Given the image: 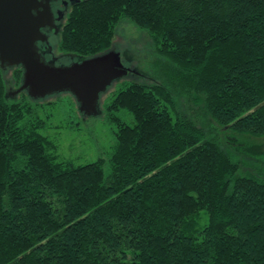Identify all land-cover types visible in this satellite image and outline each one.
Segmentation results:
<instances>
[{
    "label": "trees",
    "instance_id": "trees-1",
    "mask_svg": "<svg viewBox=\"0 0 264 264\" xmlns=\"http://www.w3.org/2000/svg\"><path fill=\"white\" fill-rule=\"evenodd\" d=\"M123 18L168 68L115 79L96 113L15 92L24 68L0 62V264H264V0H78L52 44L106 52ZM61 93L56 126L103 117L110 155L56 152Z\"/></svg>",
    "mask_w": 264,
    "mask_h": 264
},
{
    "label": "water",
    "instance_id": "water-1",
    "mask_svg": "<svg viewBox=\"0 0 264 264\" xmlns=\"http://www.w3.org/2000/svg\"><path fill=\"white\" fill-rule=\"evenodd\" d=\"M51 1L0 0L1 65L24 68L23 82L15 92L26 89L34 97H45L69 90L83 111L96 113L101 93L127 74L128 68L113 48L69 64H56V57L46 60L37 42L48 41L42 29L54 24Z\"/></svg>",
    "mask_w": 264,
    "mask_h": 264
},
{
    "label": "rangeland",
    "instance_id": "rangeland-1",
    "mask_svg": "<svg viewBox=\"0 0 264 264\" xmlns=\"http://www.w3.org/2000/svg\"><path fill=\"white\" fill-rule=\"evenodd\" d=\"M114 34L112 47L120 52L122 63L128 68L127 74L124 75L125 78L150 82L155 79L154 77H159V74L167 71L168 66L163 65L167 63L163 60L160 62L156 56L157 51L152 38L133 21L123 18L118 22ZM55 39L57 38L54 35L51 39L48 35L47 44L54 43ZM51 46L52 53L43 55L48 61L51 60L52 55L58 57L60 53L57 48L54 46L51 48ZM69 61L70 58L67 56L59 57L58 60L55 59L56 64H69ZM5 77L8 89H15L17 85L14 84L12 78V69L6 70ZM112 91H114V86L111 87L109 92ZM68 97V94L61 93L44 99L45 102L59 99L56 105L59 112L55 115L57 121L51 119L48 123L49 132L56 142V152L60 157L74 159L77 162L90 161L100 155H110L114 149L113 125L103 117H83L81 113L77 112L85 121H80L77 124H74L75 122L73 124L69 123L70 126L67 125V122H64V124L56 126L58 120L62 121L65 115L68 116L65 110L70 105ZM77 113L76 120L78 121L79 116ZM131 119L132 117L129 116L128 120Z\"/></svg>",
    "mask_w": 264,
    "mask_h": 264
},
{
    "label": "flooded vegetation",
    "instance_id": "flooded-vegetation-1",
    "mask_svg": "<svg viewBox=\"0 0 264 264\" xmlns=\"http://www.w3.org/2000/svg\"><path fill=\"white\" fill-rule=\"evenodd\" d=\"M75 1H77V0H52L51 1V7H52V11L54 13V24L52 26L47 25V26L43 27V29H42L45 33L47 32V34L49 35V39H51V37L53 35H57L59 33L62 21L64 20V17L70 8V5H72ZM56 27H57V30H56ZM37 43H38V50L42 54V56L47 55L48 53L51 52L50 45H52L51 46V48H52L53 47L52 43L47 44V41L46 42L39 41ZM71 56H73V55H71ZM53 57H56V56L52 55L51 59H53ZM59 57H63V56L56 57L57 60L59 59ZM75 60H79V58L76 57V59H75L73 57H70L69 62L71 63ZM4 66L8 67L9 65L5 64Z\"/></svg>",
    "mask_w": 264,
    "mask_h": 264
},
{
    "label": "bare ground",
    "instance_id": "bare-ground-1",
    "mask_svg": "<svg viewBox=\"0 0 264 264\" xmlns=\"http://www.w3.org/2000/svg\"><path fill=\"white\" fill-rule=\"evenodd\" d=\"M132 79V78H131Z\"/></svg>",
    "mask_w": 264,
    "mask_h": 264
}]
</instances>
